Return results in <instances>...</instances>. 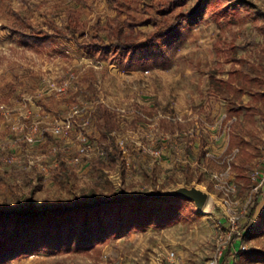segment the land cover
<instances>
[{"label":"rangeland","instance_id":"obj_1","mask_svg":"<svg viewBox=\"0 0 264 264\" xmlns=\"http://www.w3.org/2000/svg\"><path fill=\"white\" fill-rule=\"evenodd\" d=\"M25 1L31 10L19 0H0V210L64 209L97 196L179 199L191 189L207 198L202 208L177 201L179 223L109 238L86 254L58 255L44 247L29 257L8 255L1 264H209L216 246L226 243L221 264H264V222L243 240L246 251L232 252L236 232L253 227V204L264 203V188L257 191L252 179L255 169L264 170V100L261 114L226 118V97L251 106V94L264 92V0H182L175 9L159 6L173 0ZM125 4L156 6L154 19L130 28ZM16 15L28 18L41 39L28 38ZM75 18L82 25L79 41L87 38L82 32L113 27L133 42L166 33L126 56L116 54V41L106 36L104 46L87 51L61 38H71L67 30ZM99 104L114 116L112 136L122 158L113 166L99 164L105 158L99 154ZM74 106L79 115L72 139L78 145V134L88 132L93 151L80 164L64 166L50 154L64 143L49 129ZM34 120L43 135L35 132L30 144L13 128ZM74 153L72 147L61 156ZM232 216L239 217L233 232Z\"/></svg>","mask_w":264,"mask_h":264},{"label":"trees","instance_id":"obj_2","mask_svg":"<svg viewBox=\"0 0 264 264\" xmlns=\"http://www.w3.org/2000/svg\"><path fill=\"white\" fill-rule=\"evenodd\" d=\"M182 0H173L167 4H159L164 9H175L180 6ZM22 8L31 10L32 6L25 0H19ZM127 18L124 21L130 28L145 26L154 19V9L156 6H145L139 9L133 4H125ZM17 21H21L31 35L28 38H39V33L30 20L21 15H16ZM147 17V18H146ZM69 24L68 33H61V38L66 40H75L76 44L83 50L95 51L106 44V37H111L116 42L111 44L116 54L123 56L129 55L133 51L141 50L152 44L160 42L166 30H157L150 34L143 42H133L123 39L124 30L116 27L111 30H97L87 34H80V37H87L86 40L76 39L82 29V25L76 20ZM20 32L22 30H14ZM132 32L135 30H131ZM238 95L244 94L242 88H238ZM253 103L251 106L238 105L228 97L226 118L233 119L240 117L243 111L245 115L261 114L263 111L258 105L259 101L264 100V92L258 90L251 94ZM113 117L106 106L99 104L97 106V125L100 135V146L104 150L105 158L99 161L101 166L106 163L116 165L122 158V152L112 136ZM238 139L237 131L233 134L234 146ZM64 166L65 162L62 163ZM66 169V168H65ZM187 172L189 167L184 168ZM62 172V171H60ZM65 172H68L65 170ZM264 188V187H263ZM259 194V193H257ZM155 200L150 198L148 201L138 202L135 199H111L94 197L93 201L73 204L64 209H52L39 211L34 206H28L25 211L13 212L10 210H0V264L6 261V257L12 254H23L26 257L36 254L40 249L48 247L58 255L64 254H86L91 251L95 245L107 242V239H120L127 237L133 231H142L149 227L164 229L170 227L182 220V208L176 204L184 198H172L165 196L160 198L155 196ZM189 201V200H186ZM249 218L253 221V227L246 233L247 237L257 230V225L264 222V203L253 204ZM12 231V232H11ZM55 239L54 242L52 240ZM238 246H232L233 251H240ZM239 249V250H238ZM226 258L222 260L225 261Z\"/></svg>","mask_w":264,"mask_h":264},{"label":"built area","instance_id":"obj_3","mask_svg":"<svg viewBox=\"0 0 264 264\" xmlns=\"http://www.w3.org/2000/svg\"><path fill=\"white\" fill-rule=\"evenodd\" d=\"M68 87V83H64L63 86L60 88V92H64L66 90V88ZM27 102H24L23 106H26ZM0 109H4V106H1ZM67 113V115L65 117L59 118L54 120V122L51 124V127L49 129L51 135L58 139L59 141L63 142L64 144L62 146H53L50 150V154L53 156H59V158L61 157V160H59L58 162H60L61 164L63 162L66 163L69 162L71 164H75L78 165L81 163L82 158L85 156H89L90 153L93 151V142L90 139V135L88 132L86 133H79L77 136V141H78V145L75 144V138L72 139V132L75 129V122H76V117L79 115V110L77 107H72L71 109H69ZM10 120L7 119V123ZM40 128V122L39 121H32L29 124H25V125H18L17 127L15 126L13 129H19L21 133L25 134L23 135V140L25 142H28L30 144H35V142L37 141L36 139H34V135L35 132H39L40 137L42 139V135L43 132H41V130H39ZM76 141V142H77ZM75 148V153L71 158H67V157H63L61 155H66L68 150H70L71 148ZM1 150V148H0ZM157 153V152H156ZM99 154L101 156L104 155V150L101 148L99 150ZM1 152H0V171L2 170L3 166L1 165ZM15 158H11L7 161L12 162L14 161ZM43 170H45V168H42ZM252 179L254 180V182L256 183V190H260L261 188L264 187V170L262 169H255L252 173ZM230 223H231V227H232V232L235 231V229L238 226L239 223V217L237 216H232L230 218ZM245 231L241 232V231H237L236 234L237 236L235 237L236 240H238L240 242V251H246L247 248L244 246L243 244V240L245 239L246 236ZM228 248V244H218V246H216L215 249V253L214 256L211 258L209 264H221L222 259L224 258L225 252ZM172 257H174V254L171 255ZM122 264V263H121Z\"/></svg>","mask_w":264,"mask_h":264},{"label":"water","instance_id":"obj_4","mask_svg":"<svg viewBox=\"0 0 264 264\" xmlns=\"http://www.w3.org/2000/svg\"><path fill=\"white\" fill-rule=\"evenodd\" d=\"M178 197H184L189 201L195 202L199 208L203 207V205L205 204L206 198H207L206 194L196 189H191V190H186L184 192H180L178 194Z\"/></svg>","mask_w":264,"mask_h":264},{"label":"crops","instance_id":"obj_5","mask_svg":"<svg viewBox=\"0 0 264 264\" xmlns=\"http://www.w3.org/2000/svg\"><path fill=\"white\" fill-rule=\"evenodd\" d=\"M260 203H261V202H260ZM260 203H259V206L261 205ZM251 224H252V226H253V223H251ZM239 243H240V242H235V243H234V246H235V247L238 246ZM232 252L234 253L235 251H233V249H232ZM225 258H226V257H225ZM226 259H227V258H226ZM226 259H225V260H226Z\"/></svg>","mask_w":264,"mask_h":264}]
</instances>
